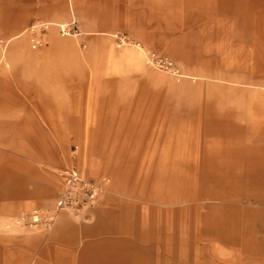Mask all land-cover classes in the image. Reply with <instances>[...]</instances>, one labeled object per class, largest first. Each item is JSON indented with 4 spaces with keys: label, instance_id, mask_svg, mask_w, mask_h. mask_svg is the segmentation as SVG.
<instances>
[{
    "label": "rangeland",
    "instance_id": "374dc122",
    "mask_svg": "<svg viewBox=\"0 0 264 264\" xmlns=\"http://www.w3.org/2000/svg\"><path fill=\"white\" fill-rule=\"evenodd\" d=\"M258 4L264 7V0H0V264H110L105 247L144 246L147 217L170 202L177 210L176 242L155 244L147 264H221V258L264 264V39L258 34L264 16ZM73 18L81 33L61 35L58 24ZM35 21L54 24L33 48L25 30ZM49 29L74 42L73 64L67 48L42 61ZM17 32L38 60L4 68L5 40ZM129 48L142 65L122 56ZM197 73L211 89H198ZM134 110L164 124L160 145L169 132L194 140L174 151L176 179L162 171L157 149L138 150L129 125ZM208 121L211 148L199 149L195 140ZM73 165L102 191L83 212H54L60 173ZM47 179L50 194L36 200ZM187 180L190 195L209 198L188 199ZM157 192L165 204L154 203ZM29 196L35 200L25 207ZM35 211L38 222L31 219ZM62 216L76 228L73 239L70 228L58 230ZM211 221L229 238L215 239L206 228ZM156 231L168 234L166 227Z\"/></svg>",
    "mask_w": 264,
    "mask_h": 264
},
{
    "label": "crops",
    "instance_id": "0c3cea01",
    "mask_svg": "<svg viewBox=\"0 0 264 264\" xmlns=\"http://www.w3.org/2000/svg\"><path fill=\"white\" fill-rule=\"evenodd\" d=\"M257 8L261 10V15L264 16V7L262 5L258 4ZM16 18V16H15ZM17 20V18H16ZM47 24L52 25L54 24L53 22H47ZM49 27V26H47ZM260 37H263L264 39V23L261 26L259 33ZM46 41L48 42L49 46L45 49V52L43 53L42 56V61L44 62L47 56L51 54L53 51L60 50L61 48H67L69 52H67V62L69 64H73V57L77 56V51L74 46V42L71 39H60L54 33L52 32L51 29L48 30V34L46 36ZM8 43V50L5 55V52L3 53V57L6 56V60L4 61V64L2 65L4 68L9 67L13 62L19 61V60H25V61H33L36 62L38 59V56L34 53L27 52L26 51V42L24 37H22V32H17L14 34H11L8 36L5 40ZM136 48V47H135ZM135 51L129 49H125L124 52L122 53L123 57L126 59L127 62L133 63V64H138L142 65L141 58L138 54L134 53ZM41 62V61H40ZM202 71L200 68L198 69ZM200 79L207 77L204 73H197L196 74ZM38 79H43L46 76H44L43 73H38L35 75ZM206 79H202L201 85L197 86L198 89L204 90V87L209 90L211 89V86H209L208 82H204ZM146 116H143V114L140 113L138 110H134L131 114V130H132V136H135V143L138 147V150L140 151L142 148L152 146L157 149V152L155 153L157 158L160 160L162 171L165 172L166 169H169L170 171L168 173H173V177L176 179V176H174L175 171H173V164L176 159V151L178 148L181 146H186L189 144L191 146L192 142L194 141L187 136V135H180L177 134L176 136L171 134L173 132H169V134L166 136L165 141L160 145V135L163 132L164 129V124L156 122L155 124H152L151 122H148L146 120ZM205 128L202 129V133L198 139L195 140L196 146H199V149H210L211 144L209 143V140L206 138L211 131L210 128V121L204 124ZM171 130L174 131V127H171ZM190 135V134H188ZM131 144V143H130ZM130 160V157H128ZM142 159V158H141ZM108 158L106 159V161ZM128 160V161H129ZM127 161V160H126ZM143 161V159H142ZM108 163L109 160L107 161ZM109 165V164H105ZM113 165L116 167L117 163L114 161ZM111 167V164L109 165ZM135 165H129V170H127V179L132 176V172L135 169ZM182 172L179 174V176H183ZM185 176V175H184ZM24 185L27 184V181H22ZM191 182L189 180L184 181L183 185V190L188 191L186 188L188 184ZM53 186V181L51 179H47L46 183L44 186L38 190V198L36 200H40L42 202H45L46 198L50 194L51 187ZM28 191V190H27ZM29 192V191H28ZM192 192H187L189 194L188 199H192L193 201H205L209 198L208 193L206 196L202 195H190ZM33 196H29L26 198V201L24 202L25 207H29L30 204L34 201ZM165 197H163V192H157L155 195L154 203L157 205H163ZM168 208L164 209L163 207H156L154 208V213L150 214V218L147 217V220L145 221V226L146 228L141 230V237L142 240L145 244L144 246L140 245L138 246L137 244L135 245H128L127 249L125 248L126 244H114L108 247H105V251L108 253V259H111L112 261L110 264H147L148 259H150V252H153L154 249L156 248L155 244H164L165 242L169 244H175L176 242V235H175V221L177 220V210L173 206V204L170 202L167 204ZM150 212V211H149ZM152 213V212H150ZM207 214L203 215L206 216ZM70 225L69 220L67 217L62 216L58 222V230L64 229V227H68ZM167 228L168 229V234L167 235H158L157 231L154 232V230H160V228ZM71 230L69 232V238L73 239L74 234H76V228H72V226H69ZM206 228L209 231H212L214 233L215 239L217 234H220L221 240L228 239L229 236L226 235L225 230L223 229V226H218L217 223L215 222H206ZM222 233V234H221ZM113 249H111V247ZM119 247L122 249V252L118 251ZM216 256L214 253L212 255V259ZM217 259V256L216 258ZM156 261H158L156 259ZM81 262V260H80ZM221 264H226V258H221L219 261ZM104 263V262H103ZM24 264H37V262H31V263H24ZM84 264H88L87 262H84ZM94 264V263H92ZM100 264V263H97ZM107 264V261L104 263ZM212 264H220L217 263L216 261H213Z\"/></svg>",
    "mask_w": 264,
    "mask_h": 264
},
{
    "label": "built area",
    "instance_id": "2783aa9c",
    "mask_svg": "<svg viewBox=\"0 0 264 264\" xmlns=\"http://www.w3.org/2000/svg\"><path fill=\"white\" fill-rule=\"evenodd\" d=\"M47 25V22L35 21L26 27L25 31L29 34V41L33 48L42 45L41 31ZM57 27L61 35H69L71 32L75 35L81 33L74 18L68 23L58 24ZM60 175L63 178V184L54 202V212L70 211L80 213L95 205L102 191L99 181L84 176L75 165L62 170ZM39 216L40 214L35 211L31 216L32 221L38 222L40 220Z\"/></svg>",
    "mask_w": 264,
    "mask_h": 264
}]
</instances>
